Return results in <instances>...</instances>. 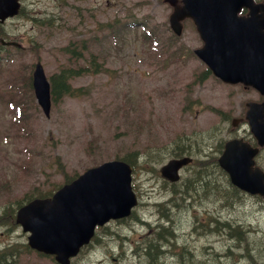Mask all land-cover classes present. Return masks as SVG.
Returning a JSON list of instances; mask_svg holds the SVG:
<instances>
[{
    "label": "rangeland",
    "instance_id": "374dc122",
    "mask_svg": "<svg viewBox=\"0 0 264 264\" xmlns=\"http://www.w3.org/2000/svg\"><path fill=\"white\" fill-rule=\"evenodd\" d=\"M22 8L3 31L23 48L0 54V253L16 249L10 264H56L27 251L28 233L5 219L27 195L53 192L66 175L124 154H133L136 165L134 216L100 228L72 264H152L147 256L134 257L130 248L146 246L145 239L153 237L141 222L160 231L166 212L170 222L165 217L163 222L174 236L161 235L164 243L170 239L156 264H264V199L229 191L225 177L210 165L225 140L247 134L246 125L239 134L230 121L243 116L245 103L259 95L205 74L207 66L193 53L202 45L194 24L185 21L175 38L166 0H23ZM111 23L114 33L106 30ZM72 40L81 44L83 65L91 68L97 55L99 65L90 71H99L73 78L72 86L84 95L52 101L46 117L24 78L37 61L49 77L70 66L61 47ZM11 76L12 89L6 83L7 78L13 83ZM12 93L18 100L28 94L19 104L27 118L18 127L11 124ZM183 143L198 145L200 150L189 152L208 163L184 169L180 184L193 175L194 189L186 199H173L159 170ZM236 230L246 240L231 238ZM121 244L129 246L126 253Z\"/></svg>",
    "mask_w": 264,
    "mask_h": 264
},
{
    "label": "water",
    "instance_id": "95a60500",
    "mask_svg": "<svg viewBox=\"0 0 264 264\" xmlns=\"http://www.w3.org/2000/svg\"><path fill=\"white\" fill-rule=\"evenodd\" d=\"M169 2L174 5L170 16L171 28L180 35L181 21L187 17L193 19L204 41V46L195 53L216 76L230 83L252 84L264 92V54L259 43L253 40L262 27L256 22L257 15L247 19L237 16L243 6L255 11L261 7L254 5L253 0H182L181 5L178 0ZM19 9L20 0H0V22L17 15ZM33 86L38 102L49 116L50 84L40 63L34 71ZM255 106L251 105L249 119L260 142L264 143V121L257 117ZM238 143L236 140L227 145L225 158L233 161L240 155L243 165L251 163L250 147ZM190 161L189 157L170 160L162 167L163 176L178 180L180 168ZM226 168L237 180L238 174L228 166ZM241 173L243 177L244 170ZM131 174L132 168L128 163L108 161L64 184L52 197L35 198L20 207L16 221L24 232L31 233L28 245L55 255L60 264H70V258L90 242L98 225L131 214L138 203L132 189ZM242 183L240 185L250 191L260 189H252L244 181Z\"/></svg>",
    "mask_w": 264,
    "mask_h": 264
},
{
    "label": "bare ground",
    "instance_id": "6f19581e",
    "mask_svg": "<svg viewBox=\"0 0 264 264\" xmlns=\"http://www.w3.org/2000/svg\"><path fill=\"white\" fill-rule=\"evenodd\" d=\"M112 33L115 32V29L110 30ZM3 40H7L9 42H13L12 47H14L17 50H21L23 48L22 44L20 42H17L16 39H12L8 36L7 33H5L3 30L0 29V41ZM212 172H214V169L211 170ZM192 178H188L187 180H185L182 184L181 180H175L169 183V186L174 189L179 195H181L182 197L187 196V188H189L190 192L192 191ZM41 193V192H40ZM166 210H169L167 207H165ZM0 216H2L0 214ZM142 225H145L148 227V229L152 232V239L151 241L146 245V246H142V247H137L134 249V251L130 248L131 254L133 253L134 257H136V255H140L142 256H148L150 262L152 264H156L158 263L155 256L159 257V253L161 252L162 248L164 247L165 243L162 241L161 235H160V231L157 230L156 228H154L153 226H151L149 223H146L144 221L141 222ZM220 224H222L225 228H229V229H239V228H234L233 226H231V224L229 222H223ZM218 227V226H216ZM171 233L174 236V232L171 231ZM241 234V236H239ZM242 234L244 235V233L240 232V231H235L233 232L230 236L231 238L236 239L238 242L240 240V242H242L243 240H246V235L243 237ZM238 235V237H237ZM151 243V245H149ZM121 249L123 250V253H126V250H129V246L126 244H121ZM16 254V249L15 250H5L3 252L0 253V261L1 262H6L5 264H10L11 260H10V256L15 255ZM221 264H227L226 262H222Z\"/></svg>",
    "mask_w": 264,
    "mask_h": 264
},
{
    "label": "trees",
    "instance_id": "16d2710c",
    "mask_svg": "<svg viewBox=\"0 0 264 264\" xmlns=\"http://www.w3.org/2000/svg\"><path fill=\"white\" fill-rule=\"evenodd\" d=\"M75 76H77V72L76 70H66V69H63L60 73H57L53 76L52 78V86H53V90H52V94H53V98L54 99H57L58 97H61L62 95H66V94H71V95H74V93L77 91V90H74L72 89L71 87V82H70V79L71 78H74ZM187 148V149H190L186 143H183L182 146H179L178 145V149H177V153H180L181 150L179 149H184ZM119 157V156H118ZM122 159H124L125 161H127L128 163L130 164H134L135 162V159H134V156L133 154H125ZM203 164H200V166H202ZM199 174V173H198ZM66 178L68 179L69 176H66ZM202 180V178H200V181ZM197 181V179H196ZM195 181H192V184H194ZM177 194V192H175ZM188 195L190 194L189 192H187ZM46 194V193H45ZM51 194V193H49ZM48 194V195H49ZM34 195H37V196H44V193L41 192L39 194H34ZM47 196V195H46ZM27 199V198H26ZM163 217H165V219H167L168 221H170L169 219V215L168 213L166 212L165 214L162 215ZM5 219H8V221H11V219H13V215H12V212L9 213L8 217ZM161 226V229H160V235H163L165 232H166V235H170L171 234V231H172V228L171 227H166L164 224H159ZM241 236V234L239 235ZM238 237V235H237ZM170 238L166 237L165 238V242H168ZM149 240V239H147ZM151 240L148 241V243L150 242ZM240 242V240H239ZM147 243V244H148ZM151 245V243L149 244ZM162 251L159 253L161 255ZM148 257V256H147ZM1 264H5L6 262H1Z\"/></svg>",
    "mask_w": 264,
    "mask_h": 264
},
{
    "label": "flooded vegetation",
    "instance_id": "af4514ba",
    "mask_svg": "<svg viewBox=\"0 0 264 264\" xmlns=\"http://www.w3.org/2000/svg\"><path fill=\"white\" fill-rule=\"evenodd\" d=\"M256 2H264V0H255ZM248 13V11L246 12V14ZM264 99L260 96L258 97L257 101L261 102L263 101ZM246 111L247 109L245 110L244 112V115L243 116H240V113L239 115H237V118H235V120L233 122H235V124L237 125V127L233 130H236V131H239V134L242 132L243 130V126L246 125V131H247V134L242 136L243 138H245L246 140H248L254 147L258 146V142L255 140L254 136L251 134L250 132V129L248 127V124H245L243 123V119L245 120V117H246ZM239 136V135H237ZM255 163L256 165L260 166L263 170H264V146L261 147L260 149V153L255 157Z\"/></svg>",
    "mask_w": 264,
    "mask_h": 264
}]
</instances>
